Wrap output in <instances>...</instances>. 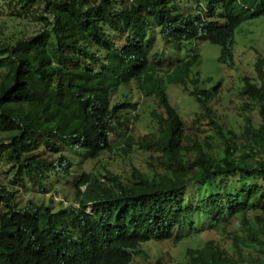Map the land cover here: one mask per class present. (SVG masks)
Masks as SVG:
<instances>
[{
	"label": "trees",
	"instance_id": "1",
	"mask_svg": "<svg viewBox=\"0 0 264 264\" xmlns=\"http://www.w3.org/2000/svg\"><path fill=\"white\" fill-rule=\"evenodd\" d=\"M178 4L0 0V15L41 27L32 36L0 39V165L11 169L12 184H38L46 192L53 176L71 177L72 152L97 160L136 147L150 156L126 177L82 172L74 185L77 207L54 210L32 201L22 207L17 191L0 183V264H140L136 258L167 264L142 246L179 242L176 233L189 234L190 227L218 233L229 246L208 239L188 249L181 264H264V58L254 65L256 80L242 79L248 101L241 133L212 112L221 85L201 87L200 52L190 50L175 65L163 58L164 46L202 38L220 47L221 64L234 68L236 31L264 16V0ZM156 36L162 47L152 55ZM132 83L158 100L150 115L154 132L131 136L132 113L112 103V92ZM169 84L196 98L194 124L206 123L211 135H188L169 101ZM119 128L124 133L115 145Z\"/></svg>",
	"mask_w": 264,
	"mask_h": 264
},
{
	"label": "rangeland",
	"instance_id": "2",
	"mask_svg": "<svg viewBox=\"0 0 264 264\" xmlns=\"http://www.w3.org/2000/svg\"><path fill=\"white\" fill-rule=\"evenodd\" d=\"M179 7L183 8L186 0H178ZM191 3H188L190 6ZM40 26L32 20H14L8 13L0 15V39L17 36L23 34L32 36ZM156 40L152 43V55L161 51L160 39L156 36ZM163 58L169 61L170 65H175L176 60L184 59L190 50L200 52L201 61L197 67V71L201 74L204 82L201 87L210 89L217 85H221L220 95L211 104V110L219 118V121L226 128H234L241 133L244 127V115L242 111L243 105L248 101L241 93L243 82L242 79L247 76L256 80L254 65L258 56L264 58V16L248 21L239 27L236 31V44L234 46V54L236 64L234 68L219 62L220 47L212 45L202 38L188 43L182 48L173 45L164 46ZM197 55V54H195ZM194 55V56H195ZM169 63L166 69L169 68ZM209 79V81H208ZM166 92L171 105L178 111L183 119L189 134H197L199 139L211 135L210 128L204 123L202 126L195 125V113L198 111L199 103L196 98L187 93L181 86L169 84L166 86ZM112 103H121L132 113L130 126L131 136H137L146 132L156 131V127L150 117L151 113L158 108V100L154 96H148L139 91L138 86L132 83L129 87L119 88L112 92ZM254 115V123L258 124L260 119L256 111L251 113ZM248 115V114H247ZM246 115V116H247ZM137 119H135V118ZM134 123V124H133ZM126 129V127H124ZM132 129V130H131ZM124 130L118 129L116 134L112 136V143L118 144ZM216 143H220L219 138L214 139ZM123 148V145L121 146ZM132 153L124 155L114 151L105 153L100 159L90 160L83 156L76 155L72 152V157L76 156L74 166L69 168L71 177L64 180L63 177L53 176L50 183L46 186V192H41L38 184H23L15 186L12 184L11 169L7 165H0V183L10 186L16 192V199L19 204L24 207L29 202L44 203L54 210H58L68 203H73L76 207L79 205L74 199V185L78 181V177L82 172H93L96 174L106 175V170L114 172L122 177H126L132 173L134 167L143 169L147 164L150 156L142 152L138 148H133ZM218 156H222V149L215 151ZM70 155V154H69ZM85 188H83L84 190ZM4 212V208H0V215ZM236 226L238 223L235 224ZM194 227L187 230L189 234H183L182 231L176 233V237H182L179 242L164 241L146 243L142 249L150 255L152 260H162L167 264H181L187 262L186 251L188 249L202 248L208 239L219 240L223 245L229 246V242L225 237H220L218 233H208L206 231L199 232ZM186 235V236H183ZM135 261L142 264L141 258Z\"/></svg>",
	"mask_w": 264,
	"mask_h": 264
}]
</instances>
